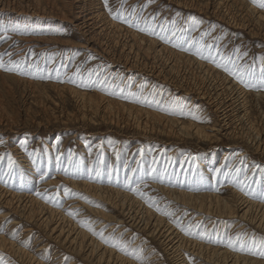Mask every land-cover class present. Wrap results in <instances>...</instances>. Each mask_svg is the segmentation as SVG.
<instances>
[{
    "label": "rangeland",
    "instance_id": "1",
    "mask_svg": "<svg viewBox=\"0 0 264 264\" xmlns=\"http://www.w3.org/2000/svg\"><path fill=\"white\" fill-rule=\"evenodd\" d=\"M40 1L46 12L21 10L18 2L9 7L0 3V62L4 65L0 67V240L41 264H100L69 242L53 238L40 222L26 218L22 207L19 211L7 207L1 199L10 198L2 197L1 192H7L41 203L89 241L132 264H175L162 237L149 235L121 208L82 189L86 181L127 194L185 239L249 258L251 264H264V231L251 219L206 214L163 191L218 195L233 203L240 194L264 205L263 149L230 136L229 130L219 126L222 122L213 104L190 92L189 85L198 74L195 64L186 70L181 67L178 76L169 71L175 68L172 62L160 68L182 83L184 76L187 89L164 81L143 65L151 63V58L143 57L128 35L130 31L152 39L151 49L166 48L163 56L173 51L224 73L247 91L249 111L264 128V101L253 95H264V37L253 28L245 8L248 4L264 14L259 0H108L107 7L104 0H80L79 18L74 15L75 0ZM95 9L99 21L87 30L81 23ZM241 21L250 26H240ZM13 63L20 67L7 70ZM233 71L243 75L246 83ZM86 95L96 103H89ZM106 102L116 105L111 115L103 108ZM137 109L190 122L209 132L213 124L220 123L214 127L222 129L213 131L217 137L209 141L182 139L171 135L165 122L141 124L145 113ZM230 125H235L233 120ZM65 188L71 193L66 195ZM99 222L103 224L96 228ZM19 258L0 246V264H26ZM184 258L187 264H215L190 251L184 252Z\"/></svg>",
    "mask_w": 264,
    "mask_h": 264
},
{
    "label": "bare ground",
    "instance_id": "2",
    "mask_svg": "<svg viewBox=\"0 0 264 264\" xmlns=\"http://www.w3.org/2000/svg\"><path fill=\"white\" fill-rule=\"evenodd\" d=\"M12 2H18V8L21 10H23V8L30 10L31 8L32 13H42V11H47V9H45L44 6L41 5L40 0H31V4H23L22 0H0V3L8 7L12 5ZM73 2H76L74 3V5L75 8L78 9L74 13L75 18H79L78 15L83 13V6H81L80 0H75ZM217 7L218 6H216V8ZM245 8L251 16L253 28L256 26V31H258L259 34L264 37V14L256 11L254 7L248 4L245 5ZM214 10H216L215 7ZM97 11L98 10L95 9L90 13L91 16L87 17V19L81 23V26L83 28L86 27L88 30V28H90V25L97 24V21H99V13ZM231 17L235 19L233 15H231ZM238 23L242 27H244L245 25L250 26V24L242 23V21ZM102 29L103 28H101V30ZM251 31L254 32L252 28ZM128 35H130L131 38L135 40V43L138 44V46L142 49L141 51L143 53V57L146 58L147 56H149L151 58V63L148 64L144 61L143 65H148L152 72H157L158 76L162 75L164 81L178 83L175 85L181 87L185 86V89H187V84L189 83H187V80L184 79L185 77H182L185 83H182L183 81H179L178 79L175 80V77L178 76L177 74L182 75L180 72L181 67L186 70V67H188V65L195 64L196 70H198V74H194V81H192V84L189 85V87H191L189 88L190 92L198 94L200 98L206 99L210 104H213L216 112L218 113V120L222 122L221 124L218 123L217 125L220 124V127H224L226 130H229L228 134L230 136H235L236 139L242 138L249 144L253 145L254 148L258 150L263 149L264 151V128H262L260 121H258V119L256 120L255 116L251 114V110L249 111L246 99L247 91H243L244 89L241 86H236V82H234L232 79H229L224 73H220L219 71L214 70L210 65L203 64L202 62H197L193 59H190V57L173 51L172 53L169 52L170 56L167 55V53L165 54V56H163L165 51L167 52L166 48L151 49L150 47H152V45L154 44L152 39L149 40L137 37L138 34L136 35L134 32L132 33L130 31ZM143 43L144 45H146L145 47L144 45H142ZM149 50L152 51L149 52ZM137 56L138 55L136 54V57ZM171 62L173 63V66L175 68L170 67L169 71L170 73L171 71L176 73L175 77L172 76V74L170 75L169 72H167L168 75L166 73L164 74V72L160 69L161 67L165 66L166 64L168 65V63ZM70 91L73 94L81 96L82 98L85 96V94L77 93L74 90ZM253 95L254 99L264 101V95H262L260 92L254 93ZM86 97H88L87 99L89 103H96L94 100L95 98L87 95ZM98 98L102 99V97L99 96ZM112 105L109 102H106L103 106L104 110L106 109L107 114L109 113L111 115V110H114L116 108V105L115 108ZM136 111H143L145 113L143 119H146V122L141 121V124L147 125V123L151 120L157 123L165 122L169 124L168 132L171 135L182 139L197 137L202 140L207 139L209 141L216 134V132L213 131L222 129L214 127L217 125L213 124L210 128L208 127L210 130H212L209 132L206 131L205 127H201L190 122L188 124H184L175 118L163 117L153 112L144 111L141 109H137ZM136 115H138V112L137 114H135V117ZM135 120L137 121V119ZM135 120H133V122ZM232 120L235 124L233 127V124L230 125V121ZM138 125L139 124L137 123L135 127H137ZM215 137H217V135ZM228 147H234V144H229ZM81 186L82 189L87 190L94 195H97L98 198L100 197L101 199L108 200L115 204L117 207L121 208L124 213L128 215V217L132 220V222L135 223V225L139 224V227L141 226L142 229L146 230L149 235L154 237L158 236L159 239L162 237V244L165 246L168 252L173 254L176 261L175 264H187V260L184 258V252L188 251L196 256H203L208 259L207 261L213 262L215 264H251L253 262L249 258L229 254L228 252L222 251L221 249L209 247L205 245V243L198 242L197 240L185 239L179 236L171 227L163 223L160 218L156 217L152 212H148L145 208L137 205V203L133 199H131L127 194H124L121 191H116L111 188L106 189L86 181L82 182ZM163 191L174 201L182 203L190 208H194L200 212H205L206 214H214L226 218L240 216L242 218L251 219V221H253L257 225V227L262 228L264 231V205L253 203L247 200V198L245 199L244 197H242V195L240 194H236V201H234L233 203V201L219 197L218 195L191 194L179 190L174 191L168 188H163ZM1 195L2 197H4L5 195L10 196V198H1L7 205V207H11L16 211H19L18 209L22 207L20 210L24 211V216L26 218L30 219L31 221L33 219L37 220L38 223L40 222V226L44 229H47V232H50L53 238L62 240L63 243L69 242V245H71V247L74 246L73 249L77 252H87L86 257H95L97 262L100 264H132L130 259L128 260L121 254L118 255L109 249H102L97 242H93L92 240L89 241L86 235H84L81 231H78L73 226H69L66 223V220L61 217L60 214L58 215V213L54 212L53 210L45 208L41 203L31 198H28V200H22V197L15 195L14 193L7 194V192H1ZM241 210L243 211L241 212ZM253 210L256 211L255 215L251 214ZM239 212L241 213L239 214ZM99 215L101 214L99 213ZM199 218V216H196V219ZM116 221L119 222V220ZM102 224V222L96 223V228H100ZM71 234H73V236ZM0 246L9 250L11 253H13V255H19V257L23 261H26V264H41L40 262L36 261L35 258L26 255V253H24L23 251L13 249L14 246L10 242L1 239Z\"/></svg>",
    "mask_w": 264,
    "mask_h": 264
},
{
    "label": "snow or ice",
    "instance_id": "3",
    "mask_svg": "<svg viewBox=\"0 0 264 264\" xmlns=\"http://www.w3.org/2000/svg\"><path fill=\"white\" fill-rule=\"evenodd\" d=\"M254 2H256V0H254ZM104 4H105V6L107 7V6H108V0H104ZM259 6H260V7H264V0H259ZM109 12L112 13V9H111V8H109ZM120 19L124 20L125 18L121 15V16H120ZM141 30L143 31L144 29H141ZM173 35H175V33H173ZM201 47H205V45H201ZM208 47H210V46H208ZM224 59H225L224 57H221V60H222V61H223ZM262 59H264V58H262ZM229 62H231V63H233V64L235 63L234 61H229ZM222 66L225 67V70H226V71L228 70L227 67H226L225 65H223V64H221V63H217V67H222ZM0 67H4V65H3L2 62H0ZM19 67H20V65H19L18 63H13L12 67H11V68H8L7 70L12 71V70H16V69L19 68ZM231 74H232L233 76H236L237 79L241 80V82L246 83V81H245L243 75L238 74V73L235 72V71H233ZM261 80L264 81V66L261 67ZM11 163H12V160H11V157L9 156V164L11 165ZM261 171L264 172V169H261ZM134 191H135V189H134ZM64 192H65L66 195H68V194L71 193V190L68 189V188H65V189H64ZM38 194H39V193H38ZM141 195H143V193H141ZM70 214H73V215H74L75 213H70ZM165 214H166V215H171L170 213H165ZM90 230H91V229H90ZM101 238H103L102 234H101ZM237 239H239V237H237ZM113 246H115V245H113ZM230 246H231V241H230ZM122 250L127 251V249H123V248H122ZM262 254H264V253H262ZM137 258H140V257L137 256Z\"/></svg>",
    "mask_w": 264,
    "mask_h": 264
}]
</instances>
